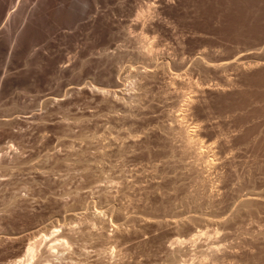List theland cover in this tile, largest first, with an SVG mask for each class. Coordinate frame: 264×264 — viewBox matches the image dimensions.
Returning <instances> with one entry per match:
<instances>
[{"label": "rangeland", "instance_id": "rangeland-1", "mask_svg": "<svg viewBox=\"0 0 264 264\" xmlns=\"http://www.w3.org/2000/svg\"><path fill=\"white\" fill-rule=\"evenodd\" d=\"M86 2L0 0V264H264V0Z\"/></svg>", "mask_w": 264, "mask_h": 264}, {"label": "bare ground", "instance_id": "bare-ground-1", "mask_svg": "<svg viewBox=\"0 0 264 264\" xmlns=\"http://www.w3.org/2000/svg\"><path fill=\"white\" fill-rule=\"evenodd\" d=\"M44 1H46V3H43V4H46L47 5V3H48V1L49 0H44ZM53 1V0H52ZM57 1V0H56ZM66 1H68V0H66ZM79 1V0H78ZM81 1V0H80ZM86 1V0H85ZM90 1V0H89ZM95 1V0H94ZM27 2V1H26ZM61 2V1H60ZM72 2V1H71ZM98 2V1H97ZM9 3L10 2H6V4L4 5V7H3V11H5V10H7L8 9V7H9ZM87 4H90V6H91V3H88V0H87V2H86ZM54 4V3H53ZM62 4V3H61ZM70 4V3H69ZM23 5V4H22ZM26 5H28V4H26ZM73 5V4H72ZM25 6V5H24ZM45 6V5H44ZM44 6H42V7H44ZM59 6V5H58ZM64 6H65V4H64ZM67 6V5H66ZM87 6V5H86ZM10 7H11V4H10ZM23 7V6H22ZM21 7V8H22ZM71 7V6H70ZM58 8V7H57ZM68 8V7H67ZM88 8H89V6H88ZM88 8H86V9H88ZM18 9H19V6H18ZM28 9V8H27ZM35 9V8H34ZM56 9V8H55ZM64 10H65V8H63ZM63 9H62V11H63ZM70 9V8H69ZM20 10V9H19ZM32 10V9H31ZM17 11V10H16ZM16 11H15V13H16ZM35 11V10H34ZM36 11H37V9H36ZM36 11L35 12H32L31 13V15L30 16H28L29 18H28V21H27V24L25 25V27L21 30V32L18 34V35H16L15 36V39H12L13 40V42L15 43L16 42V44L15 45H17V47L18 46H20L22 43H24V41L26 40V38H28V36L31 34V33H33V31H34V29H35V26L37 25V22H39V14H38V12L36 13ZM40 11H43V10H40ZM49 11V10H48ZM66 11V10H65ZM19 12V11H18ZM18 12H17V14H18ZM22 12H24V8H23V10H22ZM14 13V14H15ZM21 13V12H20ZM19 13V14H20ZM52 13V12H51ZM58 13V14H57ZM57 13H54V19L55 20H57L58 21V19L60 18V19H62L61 18V15H64V14H62V12H60V11H57ZM18 14V15H19ZM23 14V13H22ZM49 14V13H48ZM11 15H13V13H11L10 14V16L9 17H12ZM24 15H25V13H24ZM52 15V14H51ZM145 15V14H144ZM15 16H16V14H15ZM19 16H21V15H19ZM27 16V15H26ZM40 16H41V14H40ZM21 17H23V16H21ZM42 18V17H41ZM2 19V18H1ZM59 19V20H60ZM61 21V20H60ZM59 21V22H60ZM62 21H63V19H62ZM58 23V22H57ZM61 23V22H60ZM44 25V24H43ZM19 29V28H18ZM18 31V30H17ZM19 31H20V29H19ZM16 33H18V32H16ZM6 34V33H5ZM13 36V35H12ZM12 38V37H11ZM14 38V37H13ZM8 41H10V38L8 39ZM148 53V52H147ZM97 86V85H96ZM184 134V133H183ZM185 134H187V133H185ZM188 135V134H187ZM185 136V135H184ZM192 139V138H191ZM188 140V139H187ZM189 142H190V140H189ZM1 158V157H0ZM1 160V159H0ZM1 164H3L2 162H1ZM50 227H52V226H50ZM49 227V228H50ZM48 228V229H49ZM53 228H54V226H53ZM53 228H51V229H53ZM50 231V233H52L51 232V230H48V232ZM54 231V230H53ZM56 231V230H55ZM49 233V234H50ZM55 233V232H54ZM203 233V232H202ZM56 234V233H55ZM58 235V234H57ZM195 235H197V234H195ZM43 236H45V234L43 235ZM42 236V237H43ZM59 236H61L60 234L57 236L58 238H60ZM198 236H199V234H198ZM42 237H41V239H42ZM56 237V236H55ZM54 237V238H55ZM65 237V236H64ZM63 237V238H64ZM45 238V237H44ZM47 238H48V234H47ZM46 238V239H47ZM40 239V238H39ZM40 239V240H41ZM49 239V238H48ZM51 239H53V237L51 238ZM50 239V240H51ZM56 239V241L55 242H57V238H55ZM62 240V239H61ZM193 240V239H192ZM64 241V240H63ZM37 242H38V240H37ZM49 242V241H48ZM51 242H53L52 240H51ZM51 242H49V243H51ZM60 242V241H59ZM185 242V241H184ZM42 243H43V241L40 243L39 242V245H42ZM64 243H66V242H64ZM183 243V242H182ZM46 244H47V241H46ZM53 244V243H52ZM52 244H50V246L52 245ZM56 245L58 244V242L57 243H55ZM60 245V244H59ZM59 245H57V246H59ZM62 245V244H61ZM180 245V244H179ZM55 245H53V247H54ZM182 246V245H181ZM41 247V246H40ZM49 247V246H48ZM52 247V246H51ZM60 247V246H59ZM58 247V248H59ZM62 247H63V245H62ZM65 247H66V245H64V249H65ZM179 247V246H178ZM50 248V247H49ZM55 248H56V246H55ZM61 248V247H60ZM66 248H68V247H66ZM183 248V247H182ZM40 249V248H39ZM46 249V248H45ZM53 249V248H52ZM175 249V248H174ZM216 249V248H215ZM43 250V249H42ZM41 250V251H42ZM54 250V249H53ZM57 250V249H56ZM45 251V250H44ZM44 251H42V252H44ZM50 251H51V249H50ZM49 250H47V251H45L44 253H49L50 252ZM55 251V250H54ZM54 251H52L53 252V254H54ZM177 250H175L174 252H176ZM182 251V250H181ZM57 252V251H56ZM43 253V255L42 254H39L38 253V247H37V244L34 242V243H31L29 246H28V248H27V250H26V253L24 254V257H25V259L23 260L22 258V261H21V263H20V261L18 262V264H35V262L33 263V261H34V259H35V257L37 256L38 257V255H42V256H44L45 254ZM51 253V252H50ZM52 254V253H51ZM176 254V253H175ZM47 255V254H46ZM45 255V256H46ZM180 255V254H179ZM211 255V254H210ZM49 256V258H50V255H48ZM48 256H46L47 258H48ZM43 258V257H42ZM180 258V257H179ZM20 259V260H21ZM41 259V258H40ZM39 259V260H40ZM44 260V259H43ZM36 261V260H35ZM45 261H48V259L46 260L45 259ZM38 262V261H37ZM44 262V261H43ZM176 263H177V261H176ZM38 264V263H37Z\"/></svg>", "mask_w": 264, "mask_h": 264}]
</instances>
